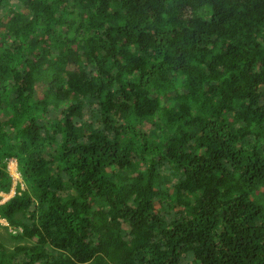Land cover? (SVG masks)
<instances>
[{
  "label": "trees",
  "instance_id": "16d2710c",
  "mask_svg": "<svg viewBox=\"0 0 264 264\" xmlns=\"http://www.w3.org/2000/svg\"><path fill=\"white\" fill-rule=\"evenodd\" d=\"M9 158L0 264H264V0H0Z\"/></svg>",
  "mask_w": 264,
  "mask_h": 264
},
{
  "label": "clouds",
  "instance_id": "9594fccd",
  "mask_svg": "<svg viewBox=\"0 0 264 264\" xmlns=\"http://www.w3.org/2000/svg\"><path fill=\"white\" fill-rule=\"evenodd\" d=\"M8 161H9V163H11L12 161L15 163V170L17 171L18 166H17V160H16V158H9L7 160V162H6L7 172L9 173L8 168H7ZM16 171H15L16 177L14 175H11V173H9L10 177L12 178V181L11 182L12 183H15V182L19 181L20 183H24L23 178L21 176V173H19L18 171L16 172ZM13 178H14V180H13ZM16 191H17V188L11 184V188H10V190L8 192H5V193H1L0 192V200H2L3 202H5L6 200H8L11 197H13L15 195ZM10 194H11V196L8 198V196ZM6 225H7V222H6ZM0 228H2L1 225H0Z\"/></svg>",
  "mask_w": 264,
  "mask_h": 264
},
{
  "label": "rangeland",
  "instance_id": "374dc122",
  "mask_svg": "<svg viewBox=\"0 0 264 264\" xmlns=\"http://www.w3.org/2000/svg\"><path fill=\"white\" fill-rule=\"evenodd\" d=\"M7 19V16L5 17V20ZM12 166H14V162L12 161L11 163H9V161H8V164H7V168H8V171H9V173H11V175H14L13 173V170H11V167ZM11 171V172H10ZM16 171V170H15ZM13 180H14V178H13ZM14 186V185H13ZM11 196V194L8 196V198ZM7 198V199H8ZM6 219H4V218H0V225H1V227L2 228H0V233H4L5 235H6V233H5V230H4V227L6 226ZM6 241V240H5ZM6 244L8 245V242L6 241Z\"/></svg>",
  "mask_w": 264,
  "mask_h": 264
},
{
  "label": "bare ground",
  "instance_id": "6f19581e",
  "mask_svg": "<svg viewBox=\"0 0 264 264\" xmlns=\"http://www.w3.org/2000/svg\"><path fill=\"white\" fill-rule=\"evenodd\" d=\"M11 170H13V172H14L13 174H14V176L16 177V174H15V163H14V166L11 167ZM17 171L20 173L19 169H17ZM17 171H16V172H17ZM19 183H20V182L17 181V182H15V183H13V185L17 188V185H18ZM20 184L24 187V183H20ZM0 192H1V193H5V192H3V191H0ZM6 201H7V200H6ZM6 201H5V202H6ZM3 203H4V202H3L2 200H0V205L3 204Z\"/></svg>",
  "mask_w": 264,
  "mask_h": 264
}]
</instances>
